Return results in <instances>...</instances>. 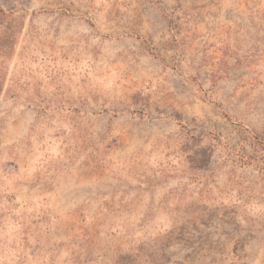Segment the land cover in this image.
<instances>
[{
  "label": "rangeland",
  "instance_id": "374dc122",
  "mask_svg": "<svg viewBox=\"0 0 264 264\" xmlns=\"http://www.w3.org/2000/svg\"><path fill=\"white\" fill-rule=\"evenodd\" d=\"M0 264H264V0H0Z\"/></svg>",
  "mask_w": 264,
  "mask_h": 264
}]
</instances>
